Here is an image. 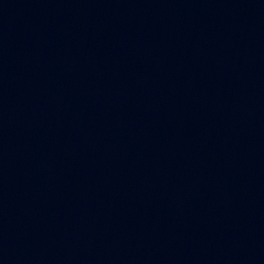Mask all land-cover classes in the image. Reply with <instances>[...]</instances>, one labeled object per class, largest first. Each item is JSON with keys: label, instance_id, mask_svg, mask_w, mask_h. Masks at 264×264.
I'll list each match as a JSON object with an SVG mask.
<instances>
[{"label": "water", "instance_id": "obj_1", "mask_svg": "<svg viewBox=\"0 0 264 264\" xmlns=\"http://www.w3.org/2000/svg\"><path fill=\"white\" fill-rule=\"evenodd\" d=\"M0 264H264V0H0Z\"/></svg>", "mask_w": 264, "mask_h": 264}]
</instances>
